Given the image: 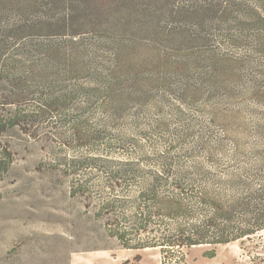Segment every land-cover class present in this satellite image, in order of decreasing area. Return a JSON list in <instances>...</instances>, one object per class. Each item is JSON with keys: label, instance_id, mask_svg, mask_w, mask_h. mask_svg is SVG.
Listing matches in <instances>:
<instances>
[{"label": "trees", "instance_id": "16d2710c", "mask_svg": "<svg viewBox=\"0 0 264 264\" xmlns=\"http://www.w3.org/2000/svg\"><path fill=\"white\" fill-rule=\"evenodd\" d=\"M43 127L98 142L57 165L123 248L262 232L264 0H0V136Z\"/></svg>", "mask_w": 264, "mask_h": 264}, {"label": "rangeland", "instance_id": "374dc122", "mask_svg": "<svg viewBox=\"0 0 264 264\" xmlns=\"http://www.w3.org/2000/svg\"><path fill=\"white\" fill-rule=\"evenodd\" d=\"M63 131L68 133V125ZM66 139L48 127L36 136L20 131L0 136L12 160L0 182V264H163L160 247H121L107 234L104 222L86 210L83 199L72 196L73 176L57 162L99 146L72 142L70 148ZM212 251L215 256H209ZM183 252L186 264H264V230L243 240Z\"/></svg>", "mask_w": 264, "mask_h": 264}]
</instances>
